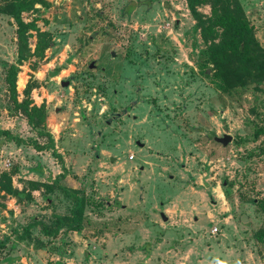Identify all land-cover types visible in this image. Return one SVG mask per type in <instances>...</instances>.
Masks as SVG:
<instances>
[{"label":"rangeland","instance_id":"rangeland-1","mask_svg":"<svg viewBox=\"0 0 264 264\" xmlns=\"http://www.w3.org/2000/svg\"><path fill=\"white\" fill-rule=\"evenodd\" d=\"M238 1L264 47V0ZM46 2L22 13L51 43L35 70L33 56L18 65L15 90L20 100L26 81L38 82L30 104L46 109L43 130L66 168L59 183L83 196V225L17 237L71 202L46 187L61 171L50 149L0 134V172L19 192L0 190V264H264V240L253 238L264 201V133L254 132L264 126V82L216 87L184 0ZM14 30L0 12V130L44 143L4 81ZM223 133L225 145L214 140Z\"/></svg>","mask_w":264,"mask_h":264},{"label":"trees","instance_id":"trees-1","mask_svg":"<svg viewBox=\"0 0 264 264\" xmlns=\"http://www.w3.org/2000/svg\"><path fill=\"white\" fill-rule=\"evenodd\" d=\"M188 12L198 30L204 48L201 51L203 60L209 65L205 66L204 73L210 76L216 87L227 92L237 86H246L264 82V47L254 36L252 26L246 17L238 0H184ZM35 4L46 5V0H0V12L10 16L15 24V59L6 67L4 81L7 85L9 98L16 109L24 115L26 123L39 135L46 137V142L38 143L32 139H22L12 135L7 130H0V134L15 144H27L36 150L50 149L54 157L61 163V171L57 173L46 187L58 188L70 200L71 205L66 214H53L51 221L46 224L34 220L22 227L18 238L29 236V229L37 227L39 232L47 237L55 236L61 229L79 230L83 225L82 207L84 198L76 190H71L60 184L66 174L59 153L54 149L53 138L43 130V121L46 109L43 104L38 106L31 103L30 90L38 85L36 80H27L22 89V98L17 100L15 90V75L18 65L33 56L32 70L37 68L36 60L43 57V52L51 43V34L48 30H41L36 24V16L25 20L22 13L33 12ZM208 6V13H203L199 7ZM34 35L33 47L30 49L28 38ZM207 69V71H206ZM209 70V72H208ZM264 133V126L255 129ZM264 153V148L261 150ZM34 187L40 183L31 182ZM45 185V184H43ZM0 190L5 193H17L12 188L10 177L5 172H0ZM262 206V226L253 232V238L264 240V201Z\"/></svg>","mask_w":264,"mask_h":264},{"label":"water","instance_id":"water-1","mask_svg":"<svg viewBox=\"0 0 264 264\" xmlns=\"http://www.w3.org/2000/svg\"><path fill=\"white\" fill-rule=\"evenodd\" d=\"M110 55L113 56V52H111ZM92 66H93V63H89V64H88V67H89V68H91ZM67 82H68V81L61 82V84H62V85L65 84V85H66ZM214 140L217 141V142H219L221 145H225V144H227V143L231 140V136H230L229 134H224V133H223V134H222L221 136H219V137H214ZM136 143H137L139 146L142 145V143L139 142L138 140H136ZM223 183H224V182H223ZM160 217H161L162 220H166V216H165L162 212H160Z\"/></svg>","mask_w":264,"mask_h":264},{"label":"built area","instance_id":"built-area-1","mask_svg":"<svg viewBox=\"0 0 264 264\" xmlns=\"http://www.w3.org/2000/svg\"><path fill=\"white\" fill-rule=\"evenodd\" d=\"M212 233H215L216 232V227H213L212 230H211Z\"/></svg>","mask_w":264,"mask_h":264},{"label":"clouds","instance_id":"clouds-1","mask_svg":"<svg viewBox=\"0 0 264 264\" xmlns=\"http://www.w3.org/2000/svg\"><path fill=\"white\" fill-rule=\"evenodd\" d=\"M221 264H224V262H221Z\"/></svg>","mask_w":264,"mask_h":264},{"label":"flooded vegetation","instance_id":"flooded-vegetation-1","mask_svg":"<svg viewBox=\"0 0 264 264\" xmlns=\"http://www.w3.org/2000/svg\"><path fill=\"white\" fill-rule=\"evenodd\" d=\"M63 82V81H62Z\"/></svg>","mask_w":264,"mask_h":264}]
</instances>
